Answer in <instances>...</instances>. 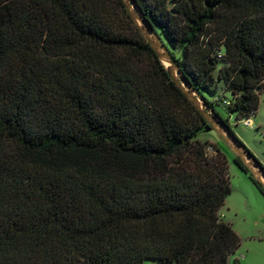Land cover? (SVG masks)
Instances as JSON below:
<instances>
[{
  "label": "trees",
  "instance_id": "1",
  "mask_svg": "<svg viewBox=\"0 0 264 264\" xmlns=\"http://www.w3.org/2000/svg\"><path fill=\"white\" fill-rule=\"evenodd\" d=\"M135 1L230 129L213 103L255 116L264 0ZM207 130L123 0H0V264H229V159Z\"/></svg>",
  "mask_w": 264,
  "mask_h": 264
},
{
  "label": "rangeland",
  "instance_id": "2",
  "mask_svg": "<svg viewBox=\"0 0 264 264\" xmlns=\"http://www.w3.org/2000/svg\"><path fill=\"white\" fill-rule=\"evenodd\" d=\"M258 93L261 95L260 105L250 125L245 124V120H237L222 102L213 104L214 110L222 118L229 120L232 132L264 167V86ZM202 96L209 102H215L217 98L205 92H202ZM217 96L222 97L221 100L232 99L231 94L222 85ZM197 138L203 143L214 144L229 159L231 193L220 214L223 221L231 224L241 238V246L230 257L229 264H264V197L252 184V174L242 172L234 161H240L239 158L215 131L200 132Z\"/></svg>",
  "mask_w": 264,
  "mask_h": 264
},
{
  "label": "water",
  "instance_id": "3",
  "mask_svg": "<svg viewBox=\"0 0 264 264\" xmlns=\"http://www.w3.org/2000/svg\"><path fill=\"white\" fill-rule=\"evenodd\" d=\"M126 10L135 26L143 34L145 39L155 51L160 62L165 66L173 82L179 87L186 98L192 103L197 111L226 143L230 150L239 158L241 163L252 174L253 178L264 188V168L259 161L249 152L245 145L236 137L224 121L209 108L204 97L199 96L190 85L179 66L169 55L167 49L160 42L151 24L142 15L135 0H123ZM179 77V79L177 78Z\"/></svg>",
  "mask_w": 264,
  "mask_h": 264
},
{
  "label": "built area",
  "instance_id": "4",
  "mask_svg": "<svg viewBox=\"0 0 264 264\" xmlns=\"http://www.w3.org/2000/svg\"><path fill=\"white\" fill-rule=\"evenodd\" d=\"M244 123L247 124V125H250L251 124V120H245ZM209 151L212 152V149H209Z\"/></svg>",
  "mask_w": 264,
  "mask_h": 264
},
{
  "label": "crops",
  "instance_id": "5",
  "mask_svg": "<svg viewBox=\"0 0 264 264\" xmlns=\"http://www.w3.org/2000/svg\"><path fill=\"white\" fill-rule=\"evenodd\" d=\"M220 212H221V210H220ZM220 212H219V213H220ZM220 215H221V214H220ZM228 224H229V223H228ZM230 225H231V224H230ZM145 264H146V263H145ZM151 264H154V263H151Z\"/></svg>",
  "mask_w": 264,
  "mask_h": 264
}]
</instances>
